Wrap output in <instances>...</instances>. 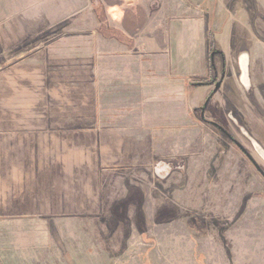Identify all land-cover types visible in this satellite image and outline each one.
<instances>
[{
  "label": "crops",
  "instance_id": "1",
  "mask_svg": "<svg viewBox=\"0 0 264 264\" xmlns=\"http://www.w3.org/2000/svg\"><path fill=\"white\" fill-rule=\"evenodd\" d=\"M94 1L0 0V15L6 17L0 25L2 49L16 47V15L24 45L60 29L54 39L0 64V79L14 80L18 73L11 69L19 65L23 70L22 100L14 99L15 110L9 99L0 101V264H46V257L104 264L146 251L194 257L199 247L207 264L219 250L214 230L204 218L178 211L180 193L188 188L180 185L188 177L184 157L146 156L134 167L132 184H125L120 176L128 167L126 146L146 143L127 130L189 129L194 94L204 103L212 92L204 115H217L211 109L218 107L221 115L235 112L241 99L247 101L236 62L241 50L234 54L207 40L215 24L204 18V0L193 6L178 0L184 9L177 13L163 4L170 0H154L152 6V0H98L89 11L87 4ZM82 13L89 25L78 24ZM223 64L220 90L213 91L210 72L220 73ZM219 94L228 103L220 102ZM114 97L121 98L119 104ZM199 109L194 107L198 121L207 123ZM118 113L139 121L113 120ZM146 137L158 143L157 136ZM174 137L168 133L162 139L168 143ZM159 164L169 168L162 177L155 170ZM120 192L123 198L112 196ZM146 225L153 226L150 236L142 229ZM159 228L166 229L160 243ZM174 229L183 236L176 237ZM138 237L144 246L151 242L149 250L134 248Z\"/></svg>",
  "mask_w": 264,
  "mask_h": 264
},
{
  "label": "rangeland",
  "instance_id": "2",
  "mask_svg": "<svg viewBox=\"0 0 264 264\" xmlns=\"http://www.w3.org/2000/svg\"><path fill=\"white\" fill-rule=\"evenodd\" d=\"M97 2L99 3L98 0H95L93 3L87 4L88 10L90 11L92 6H96ZM182 2L170 0L163 2V4L166 6L168 4L169 8L177 13L184 9L182 8ZM194 2V0H190L192 6ZM152 3L156 4L152 0L148 5L152 6ZM203 3V12L206 13L204 14V18L209 21L213 19L215 24H213L214 27H209L207 40L223 50H231L234 54L243 49V52L248 55V73H250L252 59L261 60L260 58L264 57V46L262 45H259V48L255 49L254 56L252 54V46L255 45L253 35L264 42V0H204ZM17 12L16 10L15 15ZM19 16H15L16 47L15 49H2L0 46V64L12 55L17 59L21 58V55L30 49V47L37 46L46 40H52L55 38L52 35L59 34L55 33L60 30L58 27L51 28L49 31L38 34L30 42L31 45H24L21 42L22 33L19 32L18 28L21 26V18ZM78 18L79 25H89L90 22L86 21L85 13L79 15ZM212 23L209 22V25ZM5 24V15H0V25ZM64 24L62 23V25ZM15 68L11 69L15 74L18 73L14 75V80L8 76L6 77L9 80L6 78L0 79V90L2 91L0 101H7V99L12 101L10 102V105L12 104L10 111L15 110L13 108L14 99L16 101L22 100L23 70L21 65ZM210 74H212L211 78L219 79V73L214 74V71H211ZM231 77L229 73L228 78L231 79ZM195 78L198 81L201 79V77ZM122 87L124 88V85ZM258 93L261 95V101L264 104V92L260 90ZM229 94H231V91ZM194 95L190 100L189 129L162 128L149 134L146 133V130H141V132L139 130L134 131L133 129L127 130L128 135L131 133V136L139 138L138 140L140 141V137H144L143 141H146V143L126 146L128 167L127 170L121 172L124 174L120 176V179L125 184H132L135 180L133 175L134 167L141 160H146V156L160 157L163 160L183 156L185 160L184 165L188 169V177L185 180H188V182H180V185L182 189L186 188V185H188V188L186 192L180 193L182 205H180L178 211L181 213L180 216L186 214V216H190L195 220L197 219L196 216L204 218L211 229L214 230L216 234L215 243L219 246V250L212 251L213 255L207 258V264H264V182L256 172L252 171L247 159L236 149L230 139L216 128L209 126L210 123L208 121L213 119V124L216 123L215 121H218L232 135L233 131L226 117L227 113L225 112L222 116L219 112V107L216 110L212 108L211 111H215L218 116L211 115L209 112L208 114L210 115H204L207 123L199 122L194 107H201L203 103ZM218 96L220 102L224 103V105L228 103L225 97L220 94ZM114 99L116 101L115 104H119L118 100L121 98L114 97ZM234 99L237 100L236 97ZM240 99L238 97V100ZM240 102L243 105L236 110L234 116L237 119L241 116L243 122L246 124L248 120V114H246L248 102L244 98ZM2 106H5L2 109L4 112L9 111L3 103ZM244 108H246V112L243 110ZM120 117H123L124 121L127 122L131 120L139 121V118L135 119L134 115L129 113H118L112 116V119L116 120ZM168 133H174L175 137L170 138L169 142L166 143L162 137ZM182 133L184 134L182 135ZM146 136H152L153 138L157 136L158 143L153 144ZM243 146L248 148L246 141H243ZM257 162L264 170V164L259 160ZM179 165L175 166L179 167ZM118 179L119 177H116V180ZM149 183L148 180H144L143 182L146 188H149ZM113 195L115 199L119 196L123 198L121 192ZM171 217H177V214L171 215ZM181 222L184 227V220ZM151 226L146 225V228L142 227L143 231L148 230V236L151 234L149 229ZM161 230L159 228L157 232L159 236V240L157 241L159 243L162 242L160 240L164 238L166 229ZM173 233L178 238L183 236L182 230L179 229H174ZM144 241L147 242L146 240ZM182 242L181 240L178 243L181 245ZM150 243L147 242L148 245ZM137 244L134 247L136 250L139 248L149 250L150 248L148 245L139 244V237ZM201 249L199 247V251ZM199 251L196 250L197 253H195L194 257H187L183 253L175 256L159 257L157 254V256L148 255V251H146L145 253H139L140 255L126 256L124 258L111 257L104 264H182L184 260L187 264H206L204 263V258L199 256ZM45 259L46 264H76L74 262L75 259L78 260L77 264H87L86 258L83 257H46ZM67 260L68 262H66Z\"/></svg>",
  "mask_w": 264,
  "mask_h": 264
},
{
  "label": "flooded vegetation",
  "instance_id": "3",
  "mask_svg": "<svg viewBox=\"0 0 264 264\" xmlns=\"http://www.w3.org/2000/svg\"><path fill=\"white\" fill-rule=\"evenodd\" d=\"M253 35V34H252ZM254 38V44L252 46V54L254 56L255 49L257 44H263L261 39H258L253 35ZM240 54V55H239ZM220 55V54H219ZM239 56V57H238ZM221 59H223L221 55ZM247 60V76H248V85L247 87L242 86L244 95L246 96L248 107L247 112L246 108L243 110L246 112L247 115V123L245 124L243 122V119L241 116H239V119L235 118L234 113H227L226 117L230 122L232 135L228 133V130L223 124L219 123H210L212 127L216 128L219 132H221L223 135H225L227 138L230 139L232 144L236 147L237 150H239L242 155L247 159V161L250 164V167L252 171L256 172L259 177L262 178L264 182V170L261 168L257 160L262 162L264 164V104L262 103V97L259 95V91L264 92V57H262V61L253 63L251 62V72L248 73V55L243 52V49L238 53L236 57V62L238 65V78L240 82V76H241V70H240V60ZM224 60V59H223ZM225 75L224 71V64L222 66V70L219 73V79L214 80L213 82L210 80L211 86L213 88V91H219L220 90V82L222 78ZM219 84V88L216 89V85ZM212 93V92H211ZM205 98L203 105L200 107V113H203L202 120L206 121L204 119L205 111L208 108V104L211 100L210 94ZM262 103V105H261ZM223 116V115H222ZM243 141H246L248 148H245L243 146ZM257 159V160H256ZM157 171V175L159 177H162L168 172L169 168L166 164H159V166L155 169Z\"/></svg>",
  "mask_w": 264,
  "mask_h": 264
},
{
  "label": "water",
  "instance_id": "4",
  "mask_svg": "<svg viewBox=\"0 0 264 264\" xmlns=\"http://www.w3.org/2000/svg\"><path fill=\"white\" fill-rule=\"evenodd\" d=\"M240 70H241V76H240V83L242 86L247 87L248 85V76H247V60H240ZM219 88V84L216 85V89Z\"/></svg>",
  "mask_w": 264,
  "mask_h": 264
}]
</instances>
